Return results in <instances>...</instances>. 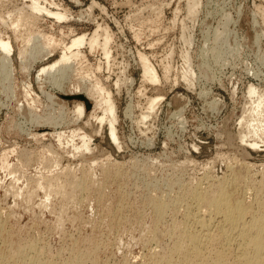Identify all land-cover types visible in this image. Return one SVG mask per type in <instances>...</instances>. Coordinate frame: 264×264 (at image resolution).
<instances>
[{
  "label": "rangeland",
  "instance_id": "374dc122",
  "mask_svg": "<svg viewBox=\"0 0 264 264\" xmlns=\"http://www.w3.org/2000/svg\"><path fill=\"white\" fill-rule=\"evenodd\" d=\"M188 1L41 0L67 13L59 21L32 13L31 0H0V36L13 47L10 68L0 52L1 247L9 236L11 249L34 245V254L50 264L81 257L90 258L84 264H141L183 239L196 188L207 196L224 188L250 212L264 209V133L238 139L246 130L241 117L256 107L249 86L264 94V0H200L193 16ZM103 29L108 59L100 47L89 53L84 46V59L64 75L36 78L59 59L61 43L95 30L104 37ZM52 37L56 46L47 44ZM142 56L157 83L144 80ZM96 81L116 107L117 144L106 122L100 125L89 111L77 119L74 112L81 100L70 93ZM149 99L156 100L153 107ZM75 132L89 138V150ZM46 181L67 192L44 190ZM157 201L169 205L161 218L152 207ZM220 249L219 242L209 247Z\"/></svg>",
  "mask_w": 264,
  "mask_h": 264
},
{
  "label": "bare ground",
  "instance_id": "6f19581e",
  "mask_svg": "<svg viewBox=\"0 0 264 264\" xmlns=\"http://www.w3.org/2000/svg\"><path fill=\"white\" fill-rule=\"evenodd\" d=\"M40 1L41 0H31L29 8L27 7V9H30V11L32 13L44 14L46 16L53 17L59 21H62V20L64 21L68 18L67 13L60 12L59 10H57V11L50 10V9L46 8V6L41 5ZM188 2H189V3H187L188 9H189L188 12L190 11V14H192V12H193V14H192V16H193L196 14L195 12H197V11H195V9H196L195 7L197 5L199 6L200 5L199 3H201V2H200V0H189ZM25 11H26V9H25ZM26 12L28 13V11H26ZM190 14H188V16ZM261 14H263V12ZM11 15H13V14H11ZM18 16H22V15H18ZM32 17H34V16H32ZM24 20H26V18H24ZM24 20H23V22H24ZM19 23L21 24V21ZM20 24H18V25H20ZM14 26H12V29ZM18 28H19V26L17 27V29ZM20 28H21V25H20ZM98 29H99V27H98ZM107 31L106 30L103 31V32H105L104 37H100V34H103V33L99 34V30H95V31H93V33L90 36H86L83 34L82 35H76V36L72 37V39L70 38L71 40L69 41V43H67V44L61 43V53H60L59 59L52 64L42 66L39 69L36 78L38 80H40V77L48 76V75L54 77V74H56L58 72H60V73L63 72V75H64L68 71L69 66L72 65V63L77 62L79 59H84V55L81 51V48H83L84 46L88 47L89 53L93 52L94 50H96L97 48L100 47L102 52H103V55H105V57L107 58V56H108L107 46H108L109 40H110ZM33 34H34V32H33ZM39 35H40V33H39ZM39 35L36 37L41 36V35L40 36ZM30 37H31V35L29 34V35H27L26 38H30ZM42 37L43 36H41V38ZM220 37H221V35H220ZM45 38H47V37H45ZM99 39L102 40V43H99ZM30 41L32 42V40H30ZM33 41H34V39H33ZM28 42H29V40H28ZM52 43H54L56 46L57 42L55 40H53V37H52V39H50L47 42V44L50 45ZM47 44H45V45H47ZM26 45H27V42H26ZM40 50H42V49L40 48ZM0 52H1V55H3L2 66L5 69L10 68L11 67L10 66L11 65L10 64L11 63V57L13 55V47L11 45L10 39H8V38L6 39V38H3L0 36ZM25 53L26 52L23 50V48H21L18 51V56L20 58H23ZM218 53H217V55H218ZM32 55H33V53H32ZM23 61H21V62H23ZM140 61H141V67L143 70L142 75H143L144 80L151 82V84L157 83L158 82L157 74H156L154 68L150 65L147 58L142 56ZM97 68H98V66H97ZM189 68H190L189 64L186 62V69L184 71V77H186L188 74L190 75ZM164 69H165L164 73H167L169 71V67H167V66ZM75 72H77V71H75ZM52 80H54V78ZM54 84H56V83H54ZM29 87L30 86L28 85V87H27L28 92H29ZM81 91H83V93H81ZM247 93L249 95H256L254 97L257 99H256V101L254 100V104H256V107L255 108L253 107V109L249 112L248 115L241 117L240 121L242 123L244 122L246 125L245 126L246 130L244 132L240 131V133H239L240 137L238 139H240L242 141L241 143L245 142L248 136H251L253 134L257 135L258 131H262L264 133V116L263 115L259 116V114H258V109L261 110L264 108V107L260 108L264 103V94H259V96H257L258 93L256 92V90L252 86H249ZM70 96H74L75 99L81 100V102L76 103L74 106V112L76 114L77 119L84 117L85 112L89 111V113H88L89 117L94 119L96 122L100 123V125H102L103 123L106 122V124L108 125V128H109V134H110L109 137H111L114 144L115 143L117 144L116 127H115V124L117 122L116 107H115L111 97L108 95V93L105 91V89L101 86V84H99V82L96 81L89 87L88 86H86L85 88L83 87L82 90H80L78 87H76L74 92L70 93ZM149 101H150V105L153 107V104L156 100L149 99ZM99 111L102 113L101 117H99L97 115V112H99ZM254 113H256V116H254L255 117L254 120L249 119ZM262 132H260V133H262ZM80 133L75 132V135L79 136V138L81 140L82 148L87 151V150H89V145H90L89 144V142H90L89 138L86 135H83V134L80 135ZM40 135H42V134H40ZM44 135L45 134H43L42 136H44ZM57 138H58L57 140L59 141L61 139V135L58 134ZM252 146H255V145H252ZM75 180H77V178ZM245 180L247 181V179H245ZM234 181H235V178H234ZM74 182H78V181H74ZM92 182H93V180H92ZM81 183H83V182H81ZM85 183H86V181H85ZM43 184L44 183H41L42 187L44 186ZM72 184H73L72 186L74 188L75 187H79V188L81 187L80 183L75 184L72 182ZM54 185H55V183H54ZM66 185H68V184H66ZM58 186H60V185H58ZM232 186H236V185H232ZM70 187L71 186H69L67 188H70ZM73 187L71 189H73ZM60 188L61 187H59L57 189L54 187L51 188L50 183L47 182L44 190L47 189L46 191H48V192L51 191V193H53V194H54V192H52V191H55V194L56 193L59 194L61 192V189L65 188L64 184H63L62 188L61 189ZM53 189H55V190H53ZM64 190L67 192L66 188ZM75 190H76V188H75ZM75 190L73 189V191H75ZM77 190H78V188H77ZM83 190H86V189H83ZM227 190H228V188H227ZM229 190H230V187H229ZM200 191L201 190L199 188L194 189V191L191 193V200H192L193 206L191 205V206H188L185 208L184 217L187 221V226H186L184 233L182 235L183 239L182 240L178 239L174 248L171 251L162 252L159 255H156V257L150 259L149 262L141 263V264H264V209L258 214H254V213L250 212L251 209L249 210L247 207L244 206V202H243L244 199L243 200L238 199V200L232 201V194H231L232 192L230 191V193H228V192H226V190H224V188L220 189L218 192H216V194L209 195V196H207V193L205 194V193H203V191L202 192H200ZM234 192H236V190ZM247 192H248V190H247ZM247 192H245V193L247 194ZM252 192H253V190H252ZM51 193H49V194L51 195ZM61 193L63 194L64 192L62 191ZM61 193L59 195H61ZM257 193H258V191H257ZM68 194H71V193L68 192ZM31 197L29 199H31ZM242 198H243V196H242ZM168 199H170V198H168ZM203 200H206L207 204L203 205L202 204ZM256 202L257 201H255V203ZM177 203H179V202H177ZM168 206H167V203L165 201H157L156 203L154 202L152 207L154 208L153 211L155 212L157 217L160 216V218H161L162 217L161 215H163L164 210L166 211V209H167L166 207H168ZM117 208H119V207H117ZM121 210H122V208H121ZM2 219H4V218H2ZM0 221H1V219H0ZM213 229L216 230V234L213 233V231H212ZM2 230H3V225H2V223H0V237H2L3 233H4ZM4 238H6L5 241L3 242V244L4 243L5 244L3 247L0 246V264H50L51 263V262L47 263V262L43 261L44 258L42 260V259H40L41 257L39 258L38 256H36L38 254V252L36 250H38V249L35 250L34 245H29V244L28 245H16V248L11 249L12 246H10V244H7L8 243L7 241H9L10 237L6 236ZM214 242L221 243L222 249H220L219 251H210L209 247ZM97 245H98V243H97ZM9 246H10V249H9ZM160 250H162V247ZM35 252H37L36 255L34 254ZM41 254H43V253H41ZM83 256L85 257V255H83ZM228 256H231L233 258L232 260H230L231 262H228V259H227ZM86 257H89V255H87ZM81 258L78 259L77 261L75 260L76 262L72 261L71 263L74 262V264H84L83 263L84 260L87 261L88 259H90V258H87V260H86L85 258L84 259H81ZM72 259H73V257H72ZM75 259H76V256H75ZM94 262L95 261H93V263Z\"/></svg>",
  "mask_w": 264,
  "mask_h": 264
}]
</instances>
